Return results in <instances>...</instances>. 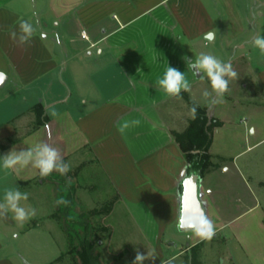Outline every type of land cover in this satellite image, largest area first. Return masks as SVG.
Listing matches in <instances>:
<instances>
[{"label": "crops", "instance_id": "0c3cea01", "mask_svg": "<svg viewBox=\"0 0 264 264\" xmlns=\"http://www.w3.org/2000/svg\"><path fill=\"white\" fill-rule=\"evenodd\" d=\"M39 1L0 0V70L8 74L0 87V157L13 147L26 150L40 141L58 147L65 161L87 149L143 234L147 247L158 253L156 264L173 262L194 247L206 248L210 240L202 239L194 230L182 231L179 238L173 233V238L165 239L171 226L179 227L187 160L174 138L175 125L167 119L166 106L176 98L160 89L157 81L169 65L185 72L192 89L198 76L187 69L185 57L194 59L196 47L207 45V41L218 38L227 51L235 45L251 49L250 26L264 22V0ZM20 20L29 21L36 29L25 44L10 36L14 30L19 33ZM209 31L214 33L212 38L206 37ZM255 31L258 35V29ZM237 40L239 44L234 43ZM262 58L256 80L264 91V55ZM37 104L48 120L33 128V117L24 127ZM261 106L264 112V101ZM254 115L255 125L249 129L258 136L232 157L231 164L215 159L225 156L214 151L215 132H220L224 122L219 119V129L213 131L210 151L214 161L198 180L206 217L214 223L213 237L238 216L263 207L264 173L256 174V168L253 180L246 168L235 163L247 149L264 152V121L259 122ZM135 119L140 120L139 126L124 134L118 132L119 123ZM212 171L217 174L215 183L210 179ZM223 173L228 177L223 178ZM235 174L253 201L247 202L237 193L233 210L229 195L236 188L229 180ZM37 177L38 170L31 167L19 172L0 167V201L6 188L17 186L27 192L23 189L28 185L42 184ZM263 216L258 217L260 226H264ZM31 221L21 227L11 213L7 219L0 218V264H53L62 255L64 250L52 226L45 228L56 249L50 250L43 263L30 255L29 234L43 227ZM26 236L30 237L25 240ZM228 259L231 256L220 257L219 264H227ZM108 260L110 264L134 261L123 256Z\"/></svg>", "mask_w": 264, "mask_h": 264}, {"label": "rangeland", "instance_id": "374dc122", "mask_svg": "<svg viewBox=\"0 0 264 264\" xmlns=\"http://www.w3.org/2000/svg\"><path fill=\"white\" fill-rule=\"evenodd\" d=\"M39 2L43 3V0ZM250 29L253 30L252 35L248 36H251L252 40L257 36L255 31L257 29L258 35L263 36L264 22L251 25ZM207 43L196 47L194 58L201 52L211 53L222 61H231L238 74L236 80L230 81L229 92L224 97L225 102L214 106L211 112L207 109L209 116L224 122L220 132H215L214 151L225 156H216L215 159L218 162L226 160V164H231L232 157L239 150L247 147L246 143L252 144L258 136L257 132L253 134L249 129V126L254 124V113L257 114L259 122L264 121V112L261 108L264 91L256 80V69L263 64V58L259 49L257 53L254 46H250L251 49H243L235 45L227 51L218 38ZM234 43L239 44V40ZM243 55L252 60L253 64ZM204 89L210 90V84L199 76L191 89V97L196 104L203 107H205L202 99ZM181 97L166 106L167 119L175 125L173 131L179 132L185 131L193 119L189 93L182 92ZM32 113V116L26 119L24 127L33 122V117L34 121L36 120L35 113ZM245 118L247 120H244ZM216 128L219 129L215 126L213 131L217 130ZM212 161H214L213 157ZM65 162L70 165V171L66 175L54 171L41 181L42 184L35 182L23 189L31 193V196L28 201H22L21 204L35 208L37 212V215L31 219V224H36L37 221L43 226L32 230L29 234L31 237H25V240L30 237V242L27 241L31 246L30 255L43 263L49 256L50 250L52 249L53 252L56 249V243L51 244L49 233L46 231L48 226H52L64 250L53 264H85L80 251L81 240L85 234L84 223H88L90 229L88 235L93 242L92 250L103 264H110L111 261L108 260L110 257L115 259L123 256L135 260L137 251L147 257L145 260L148 261L144 264H156L155 257L159 258L158 253L154 254L148 248L143 234L137 229L135 221L127 213L126 207L119 200V195L112 188L92 154L85 149ZM235 163L246 168V172L254 180L256 168L258 169L256 174L264 173V169L261 168V165H264V152L254 148L247 149L235 158ZM216 175L215 171L211 172L210 179H213L214 183ZM222 175L223 178L228 177L225 173ZM231 179L229 181L234 183L236 191L233 189V194L229 195V204L235 210L234 204L237 200L234 197H238L237 193L245 196L247 202L253 201V198L237 174ZM226 181L223 180V184H226ZM70 190L74 194L72 204L58 205L56 201L60 197L70 201L68 196ZM114 207V214L111 215ZM262 208L264 209V201ZM262 208L238 216L226 224L223 231L213 237L210 240L211 244H207L206 248H191L171 264H219L220 257L225 258L226 255L232 258L230 260L232 263L228 259L227 264H264V226H260L258 219L264 213ZM67 209L69 217L65 215ZM112 226L114 231L111 230ZM173 233L179 238L183 232L173 225L167 231L165 239L173 238Z\"/></svg>", "mask_w": 264, "mask_h": 264}, {"label": "clouds", "instance_id": "9594fccd", "mask_svg": "<svg viewBox=\"0 0 264 264\" xmlns=\"http://www.w3.org/2000/svg\"><path fill=\"white\" fill-rule=\"evenodd\" d=\"M19 33L12 31L10 36L13 40H18L20 44L28 43L36 31L34 25L26 20L19 21ZM214 33L209 31L206 33L207 38H212ZM252 44L259 49L264 55V36L257 35L253 38ZM187 69H190L195 75L204 78L210 84V90L202 91V99L204 106L211 112L212 108L218 104L225 102L224 97L229 92L230 81L236 80L237 72L233 68L231 61H222L215 55L207 52H201L194 59L185 57ZM3 79V73H0V81ZM157 86L162 89L169 97L182 98V92H191V84L185 76V72L167 66L162 78L158 79ZM84 103V101H82ZM191 108L193 118L196 116L197 107ZM52 115H56L53 111ZM140 120H124L117 126L118 132L124 134L131 127L139 126ZM51 137H49L50 139ZM0 167L4 170L19 172L25 168L31 167L38 170L39 176L43 178L49 177L54 171L61 175H66L70 171V165L63 159L61 150L53 146L47 141H40L35 145L28 147L26 150L17 151L15 147L6 155L0 157ZM28 192L20 191L19 187L6 188L4 190L3 200L0 201V218L7 219L8 214H12L21 227L24 223L34 218L37 214L36 209L25 207L21 201H27ZM56 203L58 205L67 206L70 201L60 197ZM181 228L191 227L181 223ZM194 231L202 239L211 240L215 235L214 223L206 216H201L200 225L194 228ZM16 234L14 233V236ZM147 257L137 251L133 264H143ZM154 259V258H153ZM171 264V262H167Z\"/></svg>", "mask_w": 264, "mask_h": 264}, {"label": "trees", "instance_id": "16d2710c", "mask_svg": "<svg viewBox=\"0 0 264 264\" xmlns=\"http://www.w3.org/2000/svg\"><path fill=\"white\" fill-rule=\"evenodd\" d=\"M192 107L196 104L192 99H190ZM36 120L34 121L33 128L44 124L48 117L43 115L44 109L41 104H37L34 107ZM220 125L219 119L216 117H211L208 114L206 107L198 106L195 118L190 121L189 126L183 132L173 131L174 138L181 146L185 158L187 160V175L192 173L201 174L207 167L213 164L212 153L210 151V146L213 138V128ZM3 146V145H2ZM65 161V158H63ZM38 180H43L39 174ZM63 183H65L63 181ZM182 188V184H181ZM70 203L74 199L73 191L70 190L68 193ZM69 209V208H68ZM68 209L65 213L66 217H69ZM85 234L81 240V256L85 264H103L100 258L94 254L92 247L93 242L89 238V224L84 223Z\"/></svg>", "mask_w": 264, "mask_h": 264}, {"label": "water", "instance_id": "95a60500", "mask_svg": "<svg viewBox=\"0 0 264 264\" xmlns=\"http://www.w3.org/2000/svg\"><path fill=\"white\" fill-rule=\"evenodd\" d=\"M0 73H3V79L0 81V87H2L8 80V74L1 70ZM251 131H253V129H251ZM199 176L200 175L197 173H192L190 175H185L182 180L179 225L183 223L191 226L185 228L179 227L182 231L194 230L196 226L200 225L201 216H206L205 207L199 194Z\"/></svg>", "mask_w": 264, "mask_h": 264}, {"label": "built area", "instance_id": "2783aa9c", "mask_svg": "<svg viewBox=\"0 0 264 264\" xmlns=\"http://www.w3.org/2000/svg\"><path fill=\"white\" fill-rule=\"evenodd\" d=\"M81 34H82L83 37L87 38L85 30H82Z\"/></svg>", "mask_w": 264, "mask_h": 264}]
</instances>
